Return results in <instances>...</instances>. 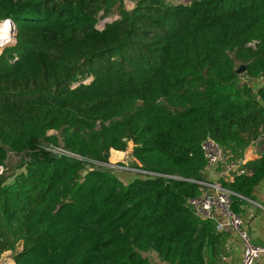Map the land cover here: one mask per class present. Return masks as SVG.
<instances>
[{
	"label": "trees",
	"instance_id": "16d2710c",
	"mask_svg": "<svg viewBox=\"0 0 264 264\" xmlns=\"http://www.w3.org/2000/svg\"><path fill=\"white\" fill-rule=\"evenodd\" d=\"M130 1L0 0V22L16 27L0 52V165L4 147L33 151L11 182L0 177V258L151 264V249L163 264H225L228 231L186 203L200 185L91 161L130 141L131 167L203 180L206 137L238 160L264 132V0ZM245 167L224 182L239 215L264 153Z\"/></svg>",
	"mask_w": 264,
	"mask_h": 264
},
{
	"label": "built area",
	"instance_id": "2783aa9c",
	"mask_svg": "<svg viewBox=\"0 0 264 264\" xmlns=\"http://www.w3.org/2000/svg\"><path fill=\"white\" fill-rule=\"evenodd\" d=\"M257 139H259V137ZM47 149L56 156L66 155L78 160L82 159L64 149L61 145H51L47 147ZM200 149L206 161L204 171L206 169H212L217 173V178L213 181L204 179H185L175 174L146 171L140 168V164H138V167L133 168L111 166L110 164V169L115 173H119L120 171L125 172L122 170H129L134 172L131 174L157 177L166 182L171 180H186L200 185L202 187V194L197 197L188 198L186 201L187 206L199 219L212 220L217 231H223L225 229L234 231L243 244L240 264H255L259 258H264V245H256L252 242L244 228L242 216L234 212L231 207V196L234 193L224 185V182L232 181L235 175L246 172V170L242 168L244 163L240 160L233 159L230 152L211 137H206L201 141ZM91 163L93 166L109 165L107 163L103 164L94 161H91Z\"/></svg>",
	"mask_w": 264,
	"mask_h": 264
},
{
	"label": "crops",
	"instance_id": "0c3cea01",
	"mask_svg": "<svg viewBox=\"0 0 264 264\" xmlns=\"http://www.w3.org/2000/svg\"><path fill=\"white\" fill-rule=\"evenodd\" d=\"M264 79L258 80L254 83H263ZM251 83L252 85L254 84ZM113 152L122 153L120 151L111 150ZM264 153V132L259 136L255 142L250 143L238 157L242 161L243 169L248 170L245 164L249 161L256 160ZM202 176L205 180L213 181L217 178L216 171L206 169ZM246 204L243 206L244 212L241 214L243 218V225L252 242L256 245H264V178L257 184L253 190V198H244ZM229 233L227 240L228 257L223 261L225 264H240L242 259L243 244L238 235L230 230L225 229ZM255 264H264V258H259Z\"/></svg>",
	"mask_w": 264,
	"mask_h": 264
},
{
	"label": "rangeland",
	"instance_id": "374dc122",
	"mask_svg": "<svg viewBox=\"0 0 264 264\" xmlns=\"http://www.w3.org/2000/svg\"><path fill=\"white\" fill-rule=\"evenodd\" d=\"M189 1L190 0H180L179 2L188 3ZM132 6H133L132 1L124 0L125 9L130 10ZM116 17L117 15L113 14L104 20L100 19L98 23L96 24L97 28H102L106 21H111L112 19ZM15 29L16 27L13 22L14 33L10 32V33H7V35H4L5 33L0 35V41H1L0 42V52H1L2 47L10 45L15 39L14 37ZM89 80L90 79H87L85 82H88ZM51 133H55V132L50 131L49 134ZM51 145L54 146V144H49L48 147H50ZM132 146H133L132 142L129 141L127 151L122 152V153H116V152L110 151L109 163H108L109 165H106L105 167L109 168L110 170L111 168L110 164H111V166H121V167L125 166L127 168H133L130 165V162L133 159L130 155ZM4 148L6 150V157L3 163L0 165V177L4 179L5 183H9L13 180V177L15 174L24 170V164L30 160V154L33 153V151L30 149H26V150L23 149V150L17 151V150L8 148V147H4ZM92 168L93 167H91L90 169ZM122 171H125L122 173H129V174L134 173L129 170H122ZM20 249H21V246L18 245L15 251H19ZM142 254L148 258L151 264H163L151 249H149L148 251H142ZM49 255H50V250H38L36 252V256L41 260L46 259ZM13 257H14V252L12 251L4 252L0 258V264H14Z\"/></svg>",
	"mask_w": 264,
	"mask_h": 264
},
{
	"label": "bare ground",
	"instance_id": "6f19581e",
	"mask_svg": "<svg viewBox=\"0 0 264 264\" xmlns=\"http://www.w3.org/2000/svg\"><path fill=\"white\" fill-rule=\"evenodd\" d=\"M4 21L0 22V25H1L0 26V35H2L4 33H5L4 35H7V33H10V32L14 33V31H13V22L10 19H6Z\"/></svg>",
	"mask_w": 264,
	"mask_h": 264
},
{
	"label": "water",
	"instance_id": "95a60500",
	"mask_svg": "<svg viewBox=\"0 0 264 264\" xmlns=\"http://www.w3.org/2000/svg\"><path fill=\"white\" fill-rule=\"evenodd\" d=\"M15 35H16V29H15ZM15 35H14V37H15ZM15 41H16V39H14V42H13L12 44H10V45L15 44ZM10 45H7V46H10ZM7 46L2 47V48H1V51H2L5 47H7ZM243 70H244L243 65H240V66L238 67V69H237V73H241V72H243ZM55 156H56V155H55Z\"/></svg>",
	"mask_w": 264,
	"mask_h": 264
}]
</instances>
